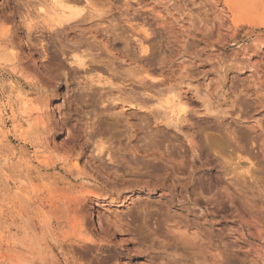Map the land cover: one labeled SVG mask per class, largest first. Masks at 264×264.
Listing matches in <instances>:
<instances>
[{
	"label": "rangeland",
	"instance_id": "obj_1",
	"mask_svg": "<svg viewBox=\"0 0 264 264\" xmlns=\"http://www.w3.org/2000/svg\"><path fill=\"white\" fill-rule=\"evenodd\" d=\"M0 264H264V0H0Z\"/></svg>",
	"mask_w": 264,
	"mask_h": 264
},
{
	"label": "bare ground",
	"instance_id": "obj_2",
	"mask_svg": "<svg viewBox=\"0 0 264 264\" xmlns=\"http://www.w3.org/2000/svg\"><path fill=\"white\" fill-rule=\"evenodd\" d=\"M69 5H70V4H69ZM66 8H67V7H66ZM76 14H77V13H76ZM77 16H78V15H77ZM75 18H76V17H75ZM57 19H58V18H57ZM68 19H69V18H68ZM71 19H72V18H71ZM76 19H77V18H76ZM76 19H75V20H76ZM72 20H73V19H72ZM59 21H60V20H59ZM63 21H64V20H63ZM63 21H62V23H63ZM68 21H69V20H68ZM78 57H79V56H78ZM78 57H77V59H75L73 62H75L79 67H84V66L86 65V62H85V61H86L87 59L84 60V59H81L80 57H79V58H78ZM89 59H90V58H89ZM91 60H92V59H91ZM91 60H90V61H91ZM75 67H76V66H75ZM88 67H89V66H88ZM72 68H73V67H72ZM160 92H161V91H160ZM164 103H165L166 106L169 105V102H168V101H165ZM161 104H162V103H161ZM177 104H178V103H177ZM180 105H181V104H180ZM163 106H164V105H163ZM182 109H183V107H180V108H179V111H181ZM172 111H173V110H172ZM160 112H161V111H160ZM157 113H158V112H157ZM177 113H178V112H177ZM158 115H159V114H158ZM163 117H164V116H163ZM177 121H178V120H177ZM169 123H170V121H169ZM96 146H98V145H95V147H96ZM95 147H94V148H95ZM98 147H99V148H98ZM98 147H96V148H98V150H97V152H96L97 155H99V154H101L103 151H105V150H103L104 146H98ZM96 148H95V149H96ZM102 150H103V151H102ZM106 152H107V151H106ZM110 153H111V151H110ZM110 153H108V156H109ZM99 156H100V155H99ZM107 158H108V157H107ZM108 159H109V158H108ZM100 162H101V161H100Z\"/></svg>",
	"mask_w": 264,
	"mask_h": 264
}]
</instances>
